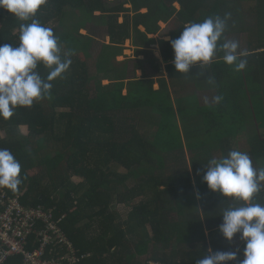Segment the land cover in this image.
<instances>
[{
	"label": "trees",
	"instance_id": "trees-1",
	"mask_svg": "<svg viewBox=\"0 0 264 264\" xmlns=\"http://www.w3.org/2000/svg\"><path fill=\"white\" fill-rule=\"evenodd\" d=\"M252 1L253 27L244 7ZM226 13V39L251 34L250 54L239 51L247 67L234 71L221 52L189 74L176 72L170 40L154 38L159 24L178 23L174 40L186 23ZM37 18L72 64L52 81L51 98L0 117V148L22 166L19 190L8 194L59 220L76 253L89 255L84 264H196L209 248L238 249L242 259L239 236L230 245L219 232L220 214L236 202L202 176L230 150L247 152L256 168L264 160V0H48ZM30 22L0 8V45L18 46L20 25ZM127 42L148 57L151 73L141 60L133 73L129 59L118 60ZM37 71L46 78L49 69ZM209 90L222 101L201 105ZM253 202L264 204V187ZM116 204L130 212L123 217ZM33 241L29 250L40 246ZM159 242L163 252L150 255ZM22 263L19 255L7 264Z\"/></svg>",
	"mask_w": 264,
	"mask_h": 264
},
{
	"label": "clouds",
	"instance_id": "clouds-1",
	"mask_svg": "<svg viewBox=\"0 0 264 264\" xmlns=\"http://www.w3.org/2000/svg\"><path fill=\"white\" fill-rule=\"evenodd\" d=\"M47 2L0 0V8L21 21H31L20 25L18 46L0 45V117L5 120L14 115L17 107L30 108L39 100L51 98L52 81L61 78L72 64L71 54L62 53L60 38L37 18ZM230 15L186 23L178 38H169L176 72L189 74L194 66L208 65L221 52L223 61L234 71L247 67V59L238 51L239 42L224 37ZM40 64L49 69L46 78L37 71ZM214 99L218 104L223 97ZM205 168L202 182L208 189L236 202L220 214L219 232L230 245L239 236L244 248L242 259L238 249L213 251L209 248L196 264H264V204L253 202L264 187V168L254 167L249 154L240 150H230L220 159L211 158ZM21 171L22 166L12 152L0 148V188L17 192L22 183ZM151 264H159V261Z\"/></svg>",
	"mask_w": 264,
	"mask_h": 264
},
{
	"label": "built area",
	"instance_id": "built-area-1",
	"mask_svg": "<svg viewBox=\"0 0 264 264\" xmlns=\"http://www.w3.org/2000/svg\"><path fill=\"white\" fill-rule=\"evenodd\" d=\"M33 239L40 246L29 250L27 244ZM19 255L22 264H84L89 257L76 253L59 220L49 212L41 206H26L19 196L12 197L0 188V264Z\"/></svg>",
	"mask_w": 264,
	"mask_h": 264
},
{
	"label": "rangeland",
	"instance_id": "rangeland-1",
	"mask_svg": "<svg viewBox=\"0 0 264 264\" xmlns=\"http://www.w3.org/2000/svg\"><path fill=\"white\" fill-rule=\"evenodd\" d=\"M110 1H113V3H121V2H125L126 0H110ZM128 7H130V6H128ZM122 20H123V18L121 17L120 21L122 22ZM159 26H160V31L154 38H156L158 40L159 39L169 40V33L171 32V30L173 28H177L179 25L175 20H173L169 23H161V24H159ZM0 27H1V24H0ZM82 32L85 33V31H82ZM94 32L96 33L97 30L95 29ZM230 40L238 41L239 45H240L238 51L246 53V51H247V46H246L247 39L244 35L243 36L240 35V37L234 35L230 38ZM106 42H109V40H106ZM102 43H103V39L101 36V38H99L98 44L96 45L95 53L100 49V46ZM124 47H125L124 53H123V55H120L118 57V60L129 59V61H131L129 63V68L131 70V73H133L132 72L133 65H134L133 61H136V60L137 61L141 60L142 65L145 66V68H146L145 70L150 72V73L152 72L148 57L136 56L135 48L132 46V44L130 42H127ZM151 53H153L155 57H158V58L160 57L159 48H157V46L152 47ZM137 75L142 76V71L138 70ZM107 83H108V81H104V84H107ZM203 96H204V98H203V100H201V105H207V104H214L215 103V99H214L215 98V90L214 91L213 90L206 91L203 94ZM21 132H23L26 135L27 134V128H22ZM0 137L3 138L1 135H0ZM256 165L258 168H264V160L263 159H257ZM121 172H124V171L121 170ZM113 208L117 212H119V214L122 215L123 217L126 216L127 213L130 212V209H128L124 205L116 204L113 206ZM163 250H164V243L159 242L156 244H152L150 247V255H152L154 253H162Z\"/></svg>",
	"mask_w": 264,
	"mask_h": 264
},
{
	"label": "crops",
	"instance_id": "crops-1",
	"mask_svg": "<svg viewBox=\"0 0 264 264\" xmlns=\"http://www.w3.org/2000/svg\"><path fill=\"white\" fill-rule=\"evenodd\" d=\"M256 5H257V1H252V3H246L245 4V9H247V15H248V20H247V24H249V25H251L252 27L255 25V24H257L258 23V21L257 20H255V17H253V15H251V14H249V12L251 11V9H253V7H256ZM243 35L246 37V39H247V43H246V46H247V55H249L250 54V52H249V46H248V43L250 42V40H251V38H250V36H251V34H250V32H248L247 31V33H243ZM243 35H241V36H243ZM236 36H238V37H240V35H236ZM254 36V35H253ZM253 39V38H252ZM256 39H257V37H256ZM259 52H264V49H262V50H260ZM253 54V53H252ZM164 65H165V63H163ZM0 135L1 136H3V133H0ZM0 139H2L1 137H0ZM189 153V152H188Z\"/></svg>",
	"mask_w": 264,
	"mask_h": 264
}]
</instances>
